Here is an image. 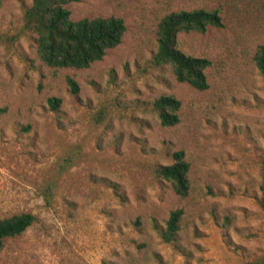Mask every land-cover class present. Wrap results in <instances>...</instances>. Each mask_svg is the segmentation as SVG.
<instances>
[{
  "label": "rangeland",
  "instance_id": "1",
  "mask_svg": "<svg viewBox=\"0 0 264 264\" xmlns=\"http://www.w3.org/2000/svg\"><path fill=\"white\" fill-rule=\"evenodd\" d=\"M31 1L0 0V219L35 218L4 239L0 264H244L264 255V76L254 61L264 0L68 3L73 20L125 25L120 44L86 69L39 60L22 31ZM197 8L222 22L177 38L183 53L209 61L202 91L153 60L159 21ZM161 96L180 101L173 126L159 123ZM179 150L189 164L185 197L154 174ZM175 209L179 230L165 243L158 231Z\"/></svg>",
  "mask_w": 264,
  "mask_h": 264
},
{
  "label": "trees",
  "instance_id": "2",
  "mask_svg": "<svg viewBox=\"0 0 264 264\" xmlns=\"http://www.w3.org/2000/svg\"><path fill=\"white\" fill-rule=\"evenodd\" d=\"M78 0H32L22 17V31L33 35L36 54L39 60L55 69H86L100 61L107 50L120 44L125 32L121 18L92 17L73 20L66 4ZM221 17L217 10L201 8L180 10L165 15L158 23L157 50L153 56L157 65H169L176 81L185 83L202 91L208 87L205 70L209 66L206 58L186 55L177 47L180 33H204L208 27H221ZM255 65L264 76V45H260L254 56ZM73 93L77 85L68 79ZM51 107L57 106L58 100L50 98ZM161 126H173L178 123L180 101L173 96H161L154 103ZM189 164L182 150L172 155V163L159 165L154 174L157 178L168 181L179 197L187 196L190 188L188 179ZM260 195L257 204L264 211V156L260 159ZM181 209L169 213L165 227L158 231L165 243H172L182 216ZM35 220L30 213L14 214L0 219V247L4 239L20 235ZM244 264H264V255Z\"/></svg>",
  "mask_w": 264,
  "mask_h": 264
}]
</instances>
